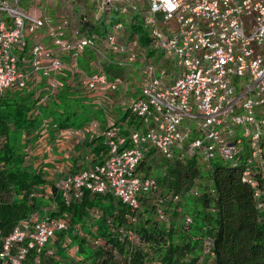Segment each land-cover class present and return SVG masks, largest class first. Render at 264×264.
<instances>
[{"label": "trees", "instance_id": "trees-1", "mask_svg": "<svg viewBox=\"0 0 264 264\" xmlns=\"http://www.w3.org/2000/svg\"><path fill=\"white\" fill-rule=\"evenodd\" d=\"M71 4L82 8L75 22L94 42L89 56L99 58L102 54L106 58L100 65L110 75L109 80H122L127 70L123 64L131 53L137 56L136 51H148L140 61L141 68L169 65L146 23V5L114 3L96 15V1L75 0ZM113 33L117 35V51L105 46ZM155 55L158 59L153 62ZM118 57L121 62H117ZM66 89L51 105L52 132L68 131L80 122V114L68 110L72 99L65 98ZM71 90L86 95L79 88ZM38 102L30 91L0 97V252L2 239L21 221L39 213L43 218L67 220L68 228L42 253L30 250L22 264H264V210L259 209L256 199V193L264 190V179L253 174L252 187L243 177L244 162L230 164L218 157L208 162L200 157L168 159L147 145L138 175L154 179L156 184L152 192L140 194L136 209L110 193L94 195L88 191L66 203L57 187L26 159L27 147L38 139L43 127ZM117 124L125 135L129 130L145 129L130 112ZM16 135L25 139V148L11 141ZM104 142L99 137L87 146L95 156L93 163L107 156ZM43 200H48L51 208H42ZM85 226L90 227L88 234L100 241L97 245L89 247L87 237L76 235V229L84 230ZM74 240H79L80 258L64 261ZM55 246L59 259L47 253ZM0 264L9 263L0 259Z\"/></svg>", "mask_w": 264, "mask_h": 264}, {"label": "built area", "instance_id": "built-area-1", "mask_svg": "<svg viewBox=\"0 0 264 264\" xmlns=\"http://www.w3.org/2000/svg\"><path fill=\"white\" fill-rule=\"evenodd\" d=\"M39 1L0 0V94L11 87L26 88L30 74L50 76L63 68L62 61L52 58L42 44L33 45L30 59L26 57L27 35L44 28L46 20L27 12L22 3ZM131 1L101 0V4L106 7ZM139 1L147 5L146 23L156 45L178 74L166 86L163 74L158 77L151 67L146 71L147 100L135 103L133 112L151 128L145 136L132 131L126 138L109 126L106 138L110 158L95 170L60 184L65 199L72 189L83 188L111 193L137 208L138 196L155 185L136 174L146 144L167 158L174 149H184L188 154L202 150L206 159L218 156L229 163L244 162V180L255 187L253 174L259 173L264 179V0ZM174 20L176 31L167 25ZM163 24L166 29L160 27ZM63 29L64 24L50 27V36L62 52L75 51L73 58L94 45L76 33L72 41H64ZM106 45L118 50L115 34L109 35ZM44 60L48 61L46 66ZM28 62L30 72L26 70ZM98 83L105 84V80L93 78L91 88ZM127 141L129 148L125 147ZM256 199L263 211L264 190L256 193ZM65 229V222L34 216L2 240L0 259L22 264L30 250L40 253L57 232Z\"/></svg>", "mask_w": 264, "mask_h": 264}, {"label": "clouds", "instance_id": "clouds-1", "mask_svg": "<svg viewBox=\"0 0 264 264\" xmlns=\"http://www.w3.org/2000/svg\"><path fill=\"white\" fill-rule=\"evenodd\" d=\"M49 0H40L39 2H36V3H29V4H31L29 7H27L28 5V3H26V2H24V3H22L23 4V8H25V10L27 11V12H29V11H31L32 13H35V14H37L38 16H42V18L43 19H45L46 20V25H45V27L44 28H42V29H40L38 32H36L37 33V35L38 34H40L42 37L40 38V37H37L38 39H35L34 40V43H33V45H35V44H42L46 49H47V51L48 52H50V54H51V56H52V58H59L61 61H62V64H63V68H62V70L59 72V73H57V74H51L50 76H44L41 72H37V73H33V74H30V78L27 80V85H26V88H14V87H11V88H9V89H7L6 91H4L2 94H0V97L1 96H3V95H5V94H9V93H11V92H32L33 94L35 93V92H37V99H38V101H40V99H41V96H42V94H43V89H45V91H47L48 93L45 95V96H43V98H42V104L40 105L39 103H38V107H39V111L37 112V114L39 113L40 115H42V112H44V111H46V110H51V105L55 102V101H58V97H57V95L60 93V92H62L63 91V93H64V90L67 88V85H68V87H74L75 86V88H79L83 93L82 94H86V95H90L91 96V94H93L94 93V91L96 90V88L98 87V86H105L106 88H104V91H103V93H102V99H100V100H98V102L96 101L95 102V104H97L98 106L100 105L102 108H104L103 106L107 103V98H108V95L110 94V93H115V92H118L120 89H121V87H122V90H123V88H124V85H123V83H124V81L123 80H119V79H114V80H109L108 78H106V77H104V75H102V74H98V73H87V72H85L84 71V73H82V72H80V70H78V65H79V58L81 57V56H83V55H85L86 53H88L89 52V50H90V48H86L84 51H82V52H80V53H78L77 55V58H73V52L75 53V51H72V52H62L58 47H56L55 45H54V42H53V38L50 36V31H49V29H50V27H56V26H58V25H60V24H64V29H63V36H62V39L64 40V41H67V42H70V41H72L73 40V36L75 35V33L76 34H78V37H80V38H87V36H85V34H83V33H81V31H80V29L77 27V23L75 22V19L74 18H76V17H79V16H73V18L71 19V23L74 25V26H72L71 25V23H69L68 21H61V22H56V23H53V22H51L49 19H47V17L44 15V9H45V4L48 2ZM75 1V0H74ZM74 1H72V2H74ZM93 1H96V2H98L99 3V5H97V7H98V9H96L95 10V13L94 14H96V15H99V13H102V12H104V11H106V8H108L109 6H111V5H109V6H106V7H103L102 6V4H101V0H91V2H93ZM71 2V3H72ZM132 2H139L140 4H144V5H146L144 2H140L139 0H132ZM169 2H170V0H169ZM44 4V5H43ZM118 4V3H117ZM41 5V6H40ZM121 5V4H120ZM38 6V7H37ZM122 6H124V5H122ZM77 7H79L78 5L77 6H74V9H73V11H76L75 10V8H77ZM79 9H80V11H82V8L81 7H79ZM146 9H147V5H146ZM125 11V8L123 7V10H122V12H124ZM97 12V13H96ZM75 13V12H74ZM145 13L147 14V10L145 11ZM74 27H76L77 28V30H74L73 28ZM162 29H166V27H164L163 25H161L160 26ZM44 34H46L45 36H43ZM113 34H115V36H116V39H117V35H116V33H113ZM34 35V34H33ZM88 39V38H87ZM52 44V47L50 48L48 45H51ZM105 46H106V44H105ZM157 46V45H156ZM117 47H118V44H117ZM157 48H159L158 46H157ZM160 49V48H159ZM29 45H28V49H27V51H26V57L28 58V59H30V53H29ZM161 50V49H160ZM31 51V50H30ZM162 51V50H161ZM163 53H164V51H162ZM164 55H165V53H164ZM100 57L103 59V60H106V58L102 55V54H100ZM136 58H137V56L135 55V54H133L132 55V53H131V55H130V57H128L127 58V60H126V64H123V66H125L126 67V69H128V65L129 64H133L134 62H135V60H136ZM165 59H166V62L168 63L169 62V65H171L172 64V62H170L169 60H168V58L166 57V55H165ZM65 61H67V63L68 64H70V70H67V66H66V63H65ZM45 62H47V63H45ZM48 64V61L47 60H44L43 61V65H47ZM30 64H29V62H28V64H27V69L26 70H28L29 69V72H30V66H29ZM168 65V66H169ZM71 66H72V68H71ZM153 68V69H155L156 70V68H155V66L153 65V64H149V65H147V66H145V67H143L141 70H140V73H141V75L144 77V84H143V93H142V97H141V99L140 100H135V101H133V102H131V103H129L128 102V104L127 103H124V105H123V107L124 108H127L126 109V113H131L133 116H135L136 117V119H138V120H140V122L145 126V129H142V127L140 128V129H133V130H129L126 134L127 135H125V133L123 132V134H122V128L117 124V121H109L108 123H107V125H106V128H105V130H104V134H103V138H104V143L107 145V147H108V154H107V156L104 158V160L102 161V162H98V163H93V161H92V164H91V167H89V168H85V169H81V170H79L77 173H75V174H70V175H68V176H65V177H62V178H59V179H57V181L55 182V186L57 187V189H58V191H59V193L62 195V197H63V199H64V201L66 202V203H69L73 198H80V197H82L83 196V193L85 192V191H88V192H90V193H92L91 191H89V190H86V189H80V191H75V190H71V191H69V198H68V200H66L65 199V197H64V191H62L61 190V187H60V184H62V183H64V182H67L69 179H71V178H74V177H77V176H79V175H81V174H83V173H87V172H90V171H92V170H95L97 167H99V166H102L104 163H106V161L110 158V154H111V150H110V147H109V144H108V141H107V138H106V131L108 130V128H109V126H111V125H113L115 128H117L118 129V134H119V136H125L126 138H128L129 137V135H130V133L132 132V131H137L141 136H145L146 134H147V132H148V130L151 128V126H150V124H148V123H146L145 122V120L144 119H142L139 115H137V114H135L134 112H133V105L135 104V103H138V102H140V101H146L147 99H146V97H145V95H144V86H145V80H146V75H145V73H146V71L149 69V68ZM141 68V67H140ZM65 71H69V75H72V78L73 77H79V78H85V85H83L82 84V82H84V81H82V82H79V80L78 79H74V84H72L71 85V83L69 82V84H68V81L67 80H70L69 78L66 80L65 78L68 76V75H66L65 74ZM127 71V70H126ZM139 72V71H138ZM156 72H157V70H156ZM78 73H80V74H78ZM38 74H39V79H38ZM163 74V75H162ZM157 75H158V77H161V75L163 76L162 78H163V82L165 83V85L167 86V85H171V81L173 80V77H171L172 79H170L169 78V75L167 74V71L164 69V70H162V71H160V73H157ZM51 77H54V78H56L57 79V77H59L62 81H66V83H65V89L62 87V85H61V83L60 82H58L56 79H50L49 80V78H51ZM95 77H102L104 80H105V84H101V83H98V84H96V85H94V87L93 88H91V86H90V84L92 83V80H93V78H95ZM40 80H48V85H47V87L46 88H42V89H36V90H34L33 89V83H36V82H41ZM52 84H55V87H53L52 86ZM78 85V86H77ZM113 87H115V88H113ZM110 103V102H109ZM130 104V105H129ZM100 108V107H99ZM125 113V114H126ZM52 119L50 118V120L48 121V120H43V127L41 128V131H40V134H39V137H41V138H44V137H47V136H49L51 133H52V131H51V128H52ZM98 125H97V123H94V124H91L90 125V127L88 128V130H89V132H90V134H92L91 136H92V138H93V140L94 139H96L95 138V136H96V130H97V127ZM195 137V135H192V138H194ZM27 140V139H26ZM233 144V143H232ZM148 144H146L145 145V151H144V154H145V152H146V146H147ZM0 146H1V144H0ZM30 146V145H29ZM28 146V147H29ZM148 146H152V145H148ZM185 147L187 146V145H184ZM28 147H27V150H26V154H27V157L29 156V150L30 149H28ZM126 148H129V147H131V145L129 144V141H127V144H126V146H125ZM154 147V146H153ZM263 147H264V143H263ZM155 149H157L156 147H154ZM158 151V150H157ZM184 149H182V151H179V150H176V149H174L173 150V155H172V157H170V158H168V159H172V158H174V157H177L178 159H181V160H184V159H191V158H193V157H200L201 159H203L205 162H208L210 159H206L205 158V156H204V154H203V151L202 150H197L196 152H194V153H192V154H188V153H184ZM159 152V151H158ZM160 153V152H159ZM144 154H143V157H144ZM161 154V153H160ZM161 155H163V154H161ZM164 156V155H163ZM164 157H166V156H164ZM215 157H218V156H215ZM167 158V157H166ZM214 158V157H213ZM27 159V158H26ZM217 159H220V157H218ZM142 160H143V158H142ZM142 160H141V162H142ZM202 160V161H203ZM221 161H223L222 159H220ZM203 161V162H204ZM141 162H140V164H141ZM223 162H226V161H223ZM226 163H229V162H226ZM140 164H139V166H140ZM231 164V163H230ZM139 166H138V168H139ZM244 167L245 166H243V171H244ZM138 168H137V171H136V174H137V176H138V178L139 179H141V180H145V181H147V180H153L154 181V184H156V182H155V180L154 179H151V178H148V179H142V178H140L139 177V175H138ZM37 170V169H36ZM40 174H41V171L40 170H37ZM43 175V174H42ZM45 177V176H44ZM154 187H155V185H154ZM154 190V188L153 189H151L149 192H146V193H150V192H152ZM92 194H94V195H100V194H109L108 192H106V193H92ZM111 194V193H110ZM142 194V193H141ZM113 195V194H112ZM114 196V195H113ZM140 196V195H139ZM139 196H138V206H139ZM115 197V196H114ZM115 198H117V197H115ZM119 199V198H118ZM121 200V199H120ZM175 200H177V198L175 197ZM122 201V200H121ZM123 202V201H122ZM124 203V202H123ZM126 204V203H125ZM130 206V205H129ZM50 207V206H49ZM51 208V207H50ZM133 208V207H132ZM46 209H48V208H46ZM134 209H136V208H134ZM47 212H48V210H47ZM34 216H36V217H38V219H40V220H46V219H48V220H51V221H53V220H55V221H62V222H65L66 223V229L65 230H67V228H68V221L67 220H64V219H56V218H54V219H50L49 218V216L48 215H46V216H44V218H43V216L41 215V214H39V213H35V214H32L31 215V217L27 220H23V221H21L20 223H19V225L22 223V222H25V221H29L32 217H34ZM43 218V219H42ZM189 218H186V222H187V220H188ZM190 220V219H189ZM189 223V222H188ZM19 225H17L16 227H18ZM14 231V230H13ZM64 230H62V231H59V232H57L56 233V236H55V238L53 239V240H51V241H49L48 243H47V245L45 246V248L42 250V251H44V250H47V248L49 247V245H54L55 243H56V241H57V235L59 234V233H61V232H63ZM75 233L77 234V235H79L81 238H86L87 237V239H88V241L90 242L89 243V245L90 244H94V245H97L98 244V242H100L97 238H95V237H91V235H89L88 233H84V230L82 229V228H78V229H76V231H75ZM12 234V233H11ZM10 234V235H11ZM9 235V236H10ZM94 235V234H93ZM8 237V236H7ZM1 238H2V234H1ZM6 238V237H5ZM4 239V238H3ZM2 239V240H3ZM1 240V239H0ZM73 248H75V250H76V256H77V254H78V246H74ZM73 248H71V249H73ZM3 249V248H2ZM71 249L69 250V252L71 251ZM54 248H51V249H49L48 251H47V253H48V255H54ZM42 251L40 252V253H42ZM68 255H69V253H68ZM70 256H71V260L72 261H75L74 260V257L75 256H73L72 254H70Z\"/></svg>", "mask_w": 264, "mask_h": 264}, {"label": "rangeland", "instance_id": "rangeland-1", "mask_svg": "<svg viewBox=\"0 0 264 264\" xmlns=\"http://www.w3.org/2000/svg\"><path fill=\"white\" fill-rule=\"evenodd\" d=\"M72 1H74V0H49L44 6L45 9H44L43 13L47 17V19H49L53 23L61 22V21H68L69 23H71V19L73 18V16L80 15V13H81L79 7L75 8L76 11H73L74 7L71 4ZM27 5H28L27 7H29L31 4L28 3ZM22 7H23V5H22ZM71 25L74 26L72 23H71ZM167 25H169L170 28L173 29V31L177 30V24H176L175 20L170 21ZM163 26L166 27V24L165 25L163 24ZM73 29L77 30L76 27H74ZM37 37L41 38L42 36L40 34L37 35V33H35L34 35L33 34L27 35V38L29 39V50L28 51H30L32 49L34 40L38 39ZM96 45L98 46L99 44L95 43V46ZM136 53H137L138 58L136 59V61L133 64L128 65V69H127V72L124 74L123 80L126 81L129 85V90H130L129 94H132V96L134 97L135 100H140L142 97L143 84H144V77L140 73V70H141L140 69V61L147 57L148 51L147 50H144L142 52L136 51ZM87 54H88V56L85 54L79 58L78 70H80V72H82V73H84V71H85L87 73H92V74L93 73L102 74V75H104V77L109 78L110 75L99 64V61L101 63L103 61V59L101 57H99V59H97L98 56L92 57V56H89V53H87ZM157 59H158V55H155L153 57V62L154 61L156 62ZM117 62H121L120 57H118ZM153 65L155 66L157 73H160V71L165 69L167 71V74L169 75L170 79H172L171 77H176L178 74V70L175 69V66L173 64L166 66V67H163V65H161V66L155 65V64H153ZM78 74H80V73H78ZM68 78L71 80L72 75L68 74ZM50 79H56V78L51 77V78H49V80ZM74 79H78L79 81H84V82H82V84L85 85L84 84L86 81L85 78H79L76 76L73 77L71 85L73 84ZM56 80L58 82L62 83L61 79H56ZM64 85H65V83H64ZM41 86H42L41 88L39 87L40 89L47 87L46 84H42ZM73 88L74 87H72V86L70 88H68L70 90V92H69V90L66 89L65 94L67 96H65V98H67V99L71 98L72 99V101L70 102V105H69L70 107L68 108L69 112L70 113L77 112L78 114H80L78 121L84 117V120H82L81 122H78V126H84L86 123L94 121V122H91L90 124H87V126H84L86 129H88L91 124L96 123L95 120L99 121V123L105 122L106 117L104 114L105 113L104 109L100 108L101 109L100 110L98 108L96 110L93 107L88 108L87 106L90 105V102H91L90 97H92L93 95H97L96 92H100L99 90L101 88L104 89L106 87L105 86H98L96 88V90L94 91V93L91 94V96L89 94H88V96H86V95L80 96L79 93L77 94V93L72 92L73 90H71V89H73ZM121 89H122V87H121ZM34 90H36V89H34ZM47 93L48 92L45 91V89H43V94L41 96L40 101L38 102L40 105L42 104L43 96H45ZM37 96H38L37 92H35L33 94V99H37L38 98ZM78 102L80 103V107H77ZM125 103H128V102H125ZM108 105L110 108H106V109L108 111H112L113 110V104L110 102V103H108ZM118 105H120V103H118L117 106ZM126 109L127 108H124L122 111H120L118 113H116L117 111L114 110L115 113H112V118H115V119H119V117L121 118L122 117L121 115H123V116L125 115ZM99 110H100V113H98ZM49 113H50V111H48V110L42 112V116H43L44 120H48V121L50 120ZM74 127L78 128L76 125H74ZM30 139H33V137ZM11 141L19 144L20 146H24V148L26 146L24 144L25 139L22 138V136H19V135L13 136V137H11ZM41 204L43 206L42 208H50L48 200L41 201ZM89 231H90V227L85 226L84 232L89 233ZM91 237L93 238L94 235H91ZM79 244H80L79 240H74V242H73L74 246L79 245ZM87 245L89 247H91L90 246L91 244L90 245L87 244ZM57 248H58V246L54 247V249H57ZM63 248H64V245H63ZM75 252H76L75 248L71 249L70 252L68 249L67 254L69 253V255L63 256V260L64 261L68 260L69 258H71L70 254H72L73 256H75L74 260L78 261L80 258V255L78 253L76 256ZM55 254H57V252L54 250V255ZM55 256L57 257V259H59L58 255H55ZM71 262H73V261H71Z\"/></svg>", "mask_w": 264, "mask_h": 264}, {"label": "crops", "instance_id": "crops-1", "mask_svg": "<svg viewBox=\"0 0 264 264\" xmlns=\"http://www.w3.org/2000/svg\"><path fill=\"white\" fill-rule=\"evenodd\" d=\"M45 35L46 34H44L43 36ZM48 46L51 48L52 44ZM65 63L67 66L66 67L67 70H70L69 69L70 64H68L67 61H65ZM126 72L127 71H125V73ZM65 74L68 75L69 71H65ZM38 79H39V74H38ZM57 79L60 78L57 77ZM65 79L67 80L68 76ZM72 79L67 80L68 84L69 82L70 83L72 82ZM40 81L41 82L33 83V89H40L42 87L41 86L42 84L48 85V80H43V81L40 80ZM64 83H66V81H62L61 85L65 89ZM123 85H124L123 90L120 89L118 92L110 93L108 95L107 103L103 106L104 108H102L100 105L98 106L97 104H95L96 101L98 102V100L102 99L101 96L104 91L103 88L99 90L100 92H96L97 95H93L92 97H90L91 98L90 104L91 103L93 104L92 107L93 108L95 107L94 109L96 110L99 107L101 109H104L105 110L104 114L106 117L105 122L103 123H99V121L95 120V122L98 125L95 138H99L103 136L104 130L109 121H118L123 117V115H121L122 117L121 118L119 117V119L112 118V113H115L114 110H116L117 111L116 113H118L124 109L123 105L125 102L131 103L135 101L132 94H129L130 90L128 83L124 81ZM73 89H77V88H75L74 86ZM109 102L113 104L112 111H108L106 109V108H110L108 105ZM118 103H120V105L117 106ZM100 110L98 113H100ZM91 122L86 123L84 126H87V124H90ZM75 125L78 128L73 127L65 132L53 131L47 137L44 138L38 137V139H36L35 141L33 140L31 145L28 147V149H30L29 156L27 157L28 162L31 163L35 169L40 170L41 174H43V176H45V178L49 182H52L53 184H55V182L59 178L68 176L70 174H75L82 168L85 169L91 167L92 161L95 160V156L91 155V149L87 147L93 141V138L89 130L86 129L84 126H78V123L77 124L75 123Z\"/></svg>", "mask_w": 264, "mask_h": 264}]
</instances>
